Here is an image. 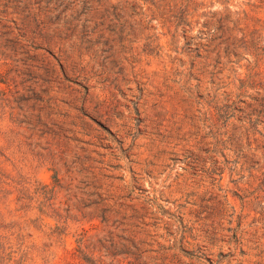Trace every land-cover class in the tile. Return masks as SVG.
Segmentation results:
<instances>
[{
	"label": "rangeland",
	"instance_id": "1",
	"mask_svg": "<svg viewBox=\"0 0 264 264\" xmlns=\"http://www.w3.org/2000/svg\"><path fill=\"white\" fill-rule=\"evenodd\" d=\"M243 10L264 46V0H0V264H80V227L100 264H264Z\"/></svg>",
	"mask_w": 264,
	"mask_h": 264
},
{
	"label": "trees",
	"instance_id": "2",
	"mask_svg": "<svg viewBox=\"0 0 264 264\" xmlns=\"http://www.w3.org/2000/svg\"><path fill=\"white\" fill-rule=\"evenodd\" d=\"M241 27L238 28V33L240 36H233L231 38H226L221 43H226L224 47L225 53H233L236 57V60L233 61L234 64H238L239 60L242 56L243 52L255 54L256 62L255 65L249 68V72L246 74V78L242 81V84H246L247 81L255 82V77L259 75L258 72H253V69L258 67L259 59L257 56L261 54V51L264 50V46L260 45L261 35L258 29V21L259 19H255L249 11H242ZM264 89V86H262ZM258 101L259 111L258 115L260 116V121L264 122V94L260 95ZM100 200L102 199L100 195H98ZM109 209L98 208L95 211H91L89 220L94 218H99L100 223L106 224L109 221L107 217V212ZM49 217H52L56 221V225L54 227H49L51 229L50 236H59L63 234L66 229V221L68 216H63L57 207H49L47 212ZM98 213V214H97ZM113 225V224H112ZM98 229V225H91L90 227ZM89 229L80 227V230L75 234L76 246L73 251H67L66 254H71L73 257H77L78 262L80 264H100L101 258L95 257L96 252H101L103 247V241L101 237H94L91 239L88 236ZM55 234V235H54ZM97 234L96 236H98ZM59 239V238H58ZM127 240L132 241L131 238H127ZM61 241V240H60ZM109 241L110 246L114 245V233L113 231H109ZM67 259V258H66ZM62 264H71L69 261H65Z\"/></svg>",
	"mask_w": 264,
	"mask_h": 264
}]
</instances>
